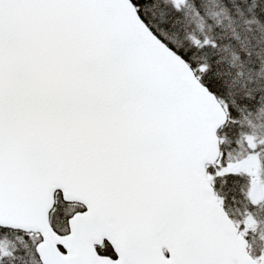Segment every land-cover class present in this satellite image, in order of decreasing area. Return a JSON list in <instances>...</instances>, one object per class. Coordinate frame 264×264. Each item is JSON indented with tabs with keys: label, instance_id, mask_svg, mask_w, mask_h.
<instances>
[{
	"label": "snow or ice",
	"instance_id": "1",
	"mask_svg": "<svg viewBox=\"0 0 264 264\" xmlns=\"http://www.w3.org/2000/svg\"><path fill=\"white\" fill-rule=\"evenodd\" d=\"M0 264H264V0H0Z\"/></svg>",
	"mask_w": 264,
	"mask_h": 264
}]
</instances>
